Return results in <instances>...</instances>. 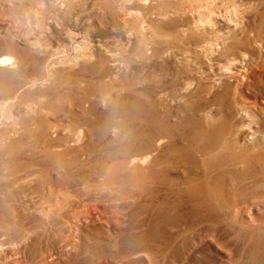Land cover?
<instances>
[{
	"label": "rangeland",
	"instance_id": "rangeland-1",
	"mask_svg": "<svg viewBox=\"0 0 264 264\" xmlns=\"http://www.w3.org/2000/svg\"><path fill=\"white\" fill-rule=\"evenodd\" d=\"M32 6L36 15L27 11ZM183 17L197 23L187 34L178 31ZM90 23L99 31L84 41ZM29 27L42 33L36 44L26 38ZM245 39L254 41L255 56L247 64L244 56L232 71L223 60L245 48ZM80 41L91 57L47 77L55 48L69 60ZM214 45L217 55L210 53ZM167 46L180 54L193 84L169 90L165 104H152L166 75L152 48ZM139 50L145 56H137ZM2 57L11 60L0 64V235L6 221L26 215L5 206L10 192L4 184L12 175L43 166V176L59 184L63 174L74 173L73 186L82 188L78 183L89 180L84 175L102 171L131 142L167 134L166 162L146 165L150 175L161 168L158 175L120 177L129 192L144 187L124 215H108H123L119 225L94 223L78 237L80 248L56 264H264V230L256 228L263 225L264 204L253 206L256 223L240 231L256 196L233 197L241 183H261L252 170L254 160L259 170L264 163V0H9L0 3ZM72 124H86L93 139L70 135L65 151L83 143L88 155L66 157V171H46V161L37 159L55 140L48 127ZM142 157L130 156L131 164L141 169ZM165 188L172 190L170 205L155 204Z\"/></svg>",
	"mask_w": 264,
	"mask_h": 264
},
{
	"label": "bare ground",
	"instance_id": "bare-ground-1",
	"mask_svg": "<svg viewBox=\"0 0 264 264\" xmlns=\"http://www.w3.org/2000/svg\"><path fill=\"white\" fill-rule=\"evenodd\" d=\"M0 3L9 4V0H0ZM27 11L36 15L37 8L32 6L29 7ZM216 18L227 21V23L231 22V19L227 15L223 16V14H219ZM182 20L185 21L184 25H180L182 29L180 28L178 31L183 34L189 32L191 25L194 26L197 24L192 21L190 25L186 17H183ZM247 25L249 24L247 23ZM89 27V31L83 36L84 41L89 39L93 33L99 31L94 23H90ZM169 29L170 31H177L172 27H166V30ZM40 30L42 31L43 29L40 28ZM40 33L41 32H35L33 28L29 27L26 38L36 44L39 41L38 38H40ZM66 36L71 44L73 42V38L71 37L73 36H71L70 32H68ZM252 44L254 45L253 40L248 41L245 39L243 43L245 48H241L240 51H237L238 53H231L223 62L228 59V68H231L232 71L238 70V67H241L238 63L243 62L245 57H247V64V61L255 56V50L251 46ZM231 48L235 47L231 46ZM84 49L86 48L82 46L80 41V43L68 53L70 56L68 60L67 56L61 58L62 54H60L61 52L56 47L55 52L57 55L54 57L56 60L50 61L46 65L47 77L51 74L57 75L59 71L63 72L72 64H78L80 60L91 57L92 53ZM161 49L163 50H159L157 47L152 48V54L156 57L155 59L161 61L162 64L159 66V69L163 73H166V75L157 82V86H161L162 90L156 94V97L152 98V104H165V98L169 95V90L174 92L187 90L189 86L193 84L192 78L184 76V73H186L184 70L185 66L183 65L184 63L180 54L174 48H169L168 46ZM210 53L215 55L219 54L218 46L214 45ZM136 55L145 56L141 50H139ZM10 60V57H2L0 59V64H5ZM223 62L219 64H223ZM126 67L127 65L123 64L121 66L124 72L126 71ZM201 70L203 73L210 71L209 69ZM222 71L224 73L226 71L229 72L227 69H222ZM169 74H171V76H169ZM223 75L222 73L219 79H223ZM240 122L241 120L237 119L234 124L236 125ZM86 126V124H83L77 125V128H74L72 124L67 125V129L52 125L48 127V131L53 133L52 135L55 137V140L54 142L43 145L45 149L42 154L43 158L37 159L46 161V164L50 167V169L45 167L46 171L50 170L51 172H55V174H57L56 171H66L62 165L66 157H79L83 159L88 155L87 148L82 145L83 143L77 145L76 149L72 148L71 151H65V144L69 142L70 135L82 136L81 139H83L84 142L85 140L87 141V139H93V135ZM115 129L116 127L113 126L111 132L114 133ZM29 139H32V137ZM169 139L170 137L167 134H162L161 136L150 135L131 142L125 147V153L119 158L115 155L114 158L116 159L111 160L109 165L102 171H98L95 174H93L92 171L84 175L89 180L78 183V186L82 188L73 186H77L76 183L72 182V179L75 177L74 173L68 174L66 172L63 174L62 176L65 177V181L59 184L52 178H47L45 175L43 176V166H32L29 170L25 169L27 171L15 177L12 175L14 178L11 177L8 182L4 184L5 186L9 184L7 187L10 192V199L5 206L15 214L21 212L26 215L24 217L18 215L15 218L13 216L4 223V229H7V231L0 235V256L4 255V258L2 260L0 259V264H56L64 255L75 252L80 248L81 241L78 240V237L81 235L85 237L84 232L91 230L90 227L94 223V226L101 227H114L115 224L119 225L125 212L132 208L134 200L136 199L135 197L138 196L136 192L144 187V185L141 187L138 185L135 192H129L122 186L123 180L120 177L124 172L125 174L135 177L138 181L139 174L141 173L140 171H143V174L149 172V170H146L147 163H151L153 167H155L156 164L165 163L164 150L167 147L165 145L169 143ZM36 145L37 144L34 146ZM132 155H143L139 160L140 164L143 165L141 169L131 164L133 161L130 159V156ZM33 157L34 156L31 155L29 158L33 161ZM245 158L246 157H243L242 160H245ZM259 160H261V158H259ZM253 163L257 165L253 167L252 172L259 173L257 178H259L261 183L255 182L253 179L249 183H241L240 188H238L233 195L234 198L239 199L256 196L255 200L250 205V209L245 212L250 222L245 223V226H243L240 231L256 223L257 219L252 218L250 215V210L253 206L264 204V202H262L264 201V171L262 170L264 163L259 165L260 170L257 167L258 160H254ZM160 171H162V169L157 168L153 175H146L152 177L158 175ZM164 173L165 177L171 180L170 171H165ZM40 177H42L43 180H40ZM27 180L29 182L28 186L19 185V183L23 184ZM163 185L167 186L170 184L166 183ZM16 187L18 189H16ZM161 191L162 193L159 201L154 199V203L170 205L171 188H165ZM154 192L158 194L160 191L156 189ZM20 193H22L23 196H20ZM112 212H116L120 215L123 212V215L121 217L120 215L108 217ZM220 215L222 214L220 213ZM258 221H261L263 225L259 223L256 228L264 230V217H260ZM87 239L86 236L85 240L87 241ZM45 246L46 250L41 252L42 248ZM12 247H16L15 251H9L6 256L5 253Z\"/></svg>",
	"mask_w": 264,
	"mask_h": 264
}]
</instances>
